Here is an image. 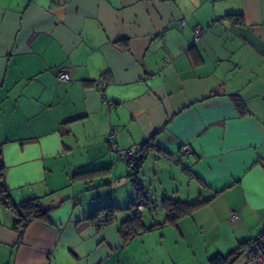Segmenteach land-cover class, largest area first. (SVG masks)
I'll return each instance as SVG.
<instances>
[{
	"label": "crops",
	"instance_id": "0c3cea01",
	"mask_svg": "<svg viewBox=\"0 0 264 264\" xmlns=\"http://www.w3.org/2000/svg\"><path fill=\"white\" fill-rule=\"evenodd\" d=\"M121 149L179 163L177 199L202 203L127 241L130 212L97 229L138 201ZM0 161L15 203L52 207L19 233L0 204V264H210L264 233V0H0Z\"/></svg>",
	"mask_w": 264,
	"mask_h": 264
},
{
	"label": "trees",
	"instance_id": "16d2710c",
	"mask_svg": "<svg viewBox=\"0 0 264 264\" xmlns=\"http://www.w3.org/2000/svg\"><path fill=\"white\" fill-rule=\"evenodd\" d=\"M227 18L233 20L234 24L242 23L241 14H229ZM146 152L141 151L136 155L135 164L131 169L132 174L136 175L139 171ZM141 190V187L138 188ZM137 200H143L144 208L147 206L146 201L137 196ZM137 202V201H136ZM202 202L190 203L181 201L174 198H163L161 204L162 209L166 212V218L161 223H155L150 226H145L142 221V210H137L135 207V201L130 202L127 210H131L130 215L124 219L118 226L117 230L124 241H127L132 236L140 233L141 231L150 230L159 225L166 223H173L176 218L187 215L193 208L197 207ZM0 204L7 208L13 216V228L22 233L26 225L33 219L48 220V214L52 207H47L38 198H30L21 202L15 203L9 192L4 178H3V164L0 161ZM121 211L120 208L106 205L96 209L88 215V220L98 229L105 225L114 223L117 217V213ZM244 252H248L254 256L264 254V233H260L258 236L252 239H246L239 242V244L230 252L225 255L215 254L209 258L210 264H233Z\"/></svg>",
	"mask_w": 264,
	"mask_h": 264
},
{
	"label": "rangeland",
	"instance_id": "374dc122",
	"mask_svg": "<svg viewBox=\"0 0 264 264\" xmlns=\"http://www.w3.org/2000/svg\"><path fill=\"white\" fill-rule=\"evenodd\" d=\"M147 158L136 175H133L131 169L125 165L128 181L115 188L124 192L131 190L133 197L140 196L143 198L149 207H146L148 209L143 212V218L149 221L148 223H152V221L157 222L164 219L162 212L165 210L162 209L161 204L163 198L177 199L185 195L188 179L183 174L182 166L179 163L168 159L157 163L153 157L149 156ZM191 184L194 183L191 182ZM140 187L141 190L138 189ZM176 190H179V193H176ZM119 200L118 198L107 200L103 205H112L120 208L119 216H122L126 212L131 213V210L126 209L129 206L130 200H125L123 197L122 200Z\"/></svg>",
	"mask_w": 264,
	"mask_h": 264
},
{
	"label": "built area",
	"instance_id": "2783aa9c",
	"mask_svg": "<svg viewBox=\"0 0 264 264\" xmlns=\"http://www.w3.org/2000/svg\"><path fill=\"white\" fill-rule=\"evenodd\" d=\"M201 31H202V29L200 27H196L194 29V40H195V42L199 40V37L201 35ZM56 79L59 82H68L71 79L70 72L67 69H62L57 73ZM94 85L97 87H104L106 85V82L102 79H98L94 82ZM118 152H119V156L127 162V165L129 167H133V165L135 164L136 155H134L133 153H131L130 151H128L126 149H121ZM189 152H190V147L186 144L182 145L179 149V154H187ZM135 206H136L135 208L137 210H143V208H144L143 200H139V201L135 202ZM237 218H238L237 213L235 211H232L231 212V220L234 221ZM244 264H264V254L254 256V255L248 253Z\"/></svg>",
	"mask_w": 264,
	"mask_h": 264
},
{
	"label": "water",
	"instance_id": "95a60500",
	"mask_svg": "<svg viewBox=\"0 0 264 264\" xmlns=\"http://www.w3.org/2000/svg\"><path fill=\"white\" fill-rule=\"evenodd\" d=\"M117 184V183H116Z\"/></svg>",
	"mask_w": 264,
	"mask_h": 264
}]
</instances>
